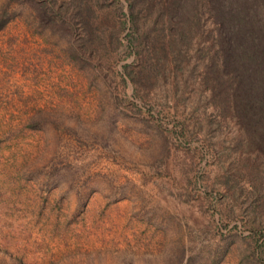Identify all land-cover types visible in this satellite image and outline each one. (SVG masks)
Listing matches in <instances>:
<instances>
[{
	"label": "rangeland",
	"instance_id": "rangeland-1",
	"mask_svg": "<svg viewBox=\"0 0 264 264\" xmlns=\"http://www.w3.org/2000/svg\"><path fill=\"white\" fill-rule=\"evenodd\" d=\"M36 1L0 0V264H252L264 155L222 104L264 65L172 0Z\"/></svg>",
	"mask_w": 264,
	"mask_h": 264
},
{
	"label": "trees",
	"instance_id": "trees-1",
	"mask_svg": "<svg viewBox=\"0 0 264 264\" xmlns=\"http://www.w3.org/2000/svg\"><path fill=\"white\" fill-rule=\"evenodd\" d=\"M34 1L37 14L33 16L37 24L40 26L47 23L54 26V11L48 8L46 3ZM101 1L104 3V0ZM128 1L127 16L131 25H134L136 14L133 5L136 0ZM170 4L172 5L170 15L177 18L178 12L182 9L187 16L192 13L191 17H195L196 23L200 26L203 24L204 14L208 12L215 23V42L219 45L217 58L223 57L224 62L232 64L235 58H238V62L240 59L250 57L251 65L255 64L256 67L264 65V0H172ZM123 14L126 15V12L123 11ZM9 15L7 4L0 6V29L9 20ZM184 25L185 29L178 31V34L180 38L188 39L192 28L188 22ZM128 33L131 35L132 32ZM237 62L235 64H238ZM216 63L220 65L218 59ZM246 63L247 70L249 64L248 61ZM228 101L229 99L224 98L222 105L226 109H230L231 105L233 115L249 131L251 142L259 146L264 155V93H259L249 104L241 103L239 100ZM257 175L256 180L252 181V188L262 198L260 206L264 210V168ZM260 226L259 229L253 227L251 230L254 243L257 245L256 249L252 248L247 255L252 264H264V222Z\"/></svg>",
	"mask_w": 264,
	"mask_h": 264
}]
</instances>
